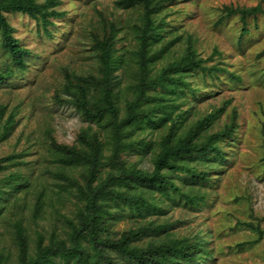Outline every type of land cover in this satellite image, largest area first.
<instances>
[{
	"label": "rangeland",
	"instance_id": "1",
	"mask_svg": "<svg viewBox=\"0 0 264 264\" xmlns=\"http://www.w3.org/2000/svg\"><path fill=\"white\" fill-rule=\"evenodd\" d=\"M48 1L37 0L40 4ZM119 1L57 0L58 6L49 9L56 15L50 17L47 28L42 20L29 15L9 14L16 38L31 54L25 71L16 70L12 78L0 82V188L14 182L23 186L17 192H5L0 205V255L6 257L5 264H18L20 260L18 223L23 224L33 253L38 233L49 244L54 230L59 237L64 236L63 215L76 217L80 203L69 196L71 188H63L68 182L61 175L84 183L85 168L63 166L53 143L79 146L78 136L85 129L101 131L104 141L109 139L107 132L77 111L65 87L67 75L74 83L77 76H101L96 44L112 30L115 56L120 60L114 74L122 115L127 102L135 97L132 86L139 81L137 27L142 23L143 7L138 4L122 9ZM256 6L264 9V0H174L165 2L155 15L164 38L154 45L152 54L169 41L175 43L151 64L152 78L183 57L189 40L208 66L216 65L220 70L213 77L201 71L193 73L186 79L187 86L180 90L184 94L167 96L166 102L153 98L149 106L160 108L170 100L173 116L182 115L176 123L180 126L177 135L185 134L198 121L215 116L212 126L199 139L202 143L228 124L235 123L236 129L231 138L219 141L223 153L219 158L212 154L193 162L198 169L208 170L207 181L192 183L184 175L171 174L185 191L191 187L199 190L203 200L191 205L173 192L175 200L164 198L160 202L162 209L145 212L146 216L120 201L121 206L114 208L115 215L107 222L114 238L151 224H169L166 233H152V237L137 244L146 246L152 239H183L201 234L208 242L203 249L209 255H200L195 264H264V14H260L257 25L250 19V31L242 37L241 16L231 12ZM1 44L0 37V63L8 59ZM159 92L160 88L149 94ZM7 123L12 124L8 131ZM169 125L136 129L135 141L145 139L154 143L155 149L125 151L120 153L121 160L129 168L151 172L157 144L168 133ZM107 146L105 162L113 154L112 147ZM110 171V166L104 167L95 184ZM143 189L147 190L138 187L129 196ZM41 199L43 210L35 219ZM115 257L119 264H133Z\"/></svg>",
	"mask_w": 264,
	"mask_h": 264
},
{
	"label": "trees",
	"instance_id": "2",
	"mask_svg": "<svg viewBox=\"0 0 264 264\" xmlns=\"http://www.w3.org/2000/svg\"><path fill=\"white\" fill-rule=\"evenodd\" d=\"M167 1L174 0H120L118 2L122 9L138 4L143 7L142 23L137 27L139 40L137 78L139 81L132 86L135 97L127 102L123 115L118 105L114 74L120 62L115 56L113 40L115 30L96 44L101 61V76H77V82L74 83L71 76L67 75L68 83L65 92L71 97L77 111L87 121L96 123L101 130L107 132L109 139L104 141L101 131L90 132L85 129L78 136L79 146L53 143L58 161L63 166L85 168L84 183L77 182L74 177H68L66 174L61 175L68 182L63 188H71L69 196L75 197L80 204H77L74 219L63 215L66 229L64 236L59 237L54 230L49 239L50 243L45 244L44 235L38 233L33 253H30L29 237L25 228L22 223H18L16 225L17 243L20 248L18 264H119L115 256L133 264H195L200 255L204 253L209 255L203 249L208 242L201 234L192 238L176 239L170 237L168 233L169 237L166 240L152 239L144 246L137 243L152 237V233L159 235L166 233L170 225L153 226L151 224L150 227L136 231L129 230L122 233L119 238H114L107 223L110 217L115 215L114 208L120 207L121 202L138 210L140 216H146L145 212L160 211L162 209L160 202H163L164 198L175 200L176 196L173 192L179 193L191 205L203 200L204 195L199 190L191 187L185 191L182 186L174 182L171 174L184 175V179L192 183L196 180L197 183L207 181L208 170L198 169L193 162L196 159L211 157L212 154L219 158L223 154L219 141L231 138L236 129L234 122V124H228L224 130L213 133L202 143L199 139L212 126L215 116L210 115L198 121L185 134L177 135L180 126L176 123L182 115L173 116L170 108L174 106L169 104L170 100L167 104H161L160 108V105L149 106L148 103L153 98L166 102L167 96L184 94L180 90L187 86L186 79L193 73L201 71L203 75L213 77L220 70L216 65L208 66L206 59L198 55L189 40L186 53L180 60L171 63V66L166 67L159 76L151 77V64L175 43L169 41L152 54L154 45L164 38L154 17ZM55 6H58L57 0H49L47 4H40L37 0H0L1 47L4 54L8 56V59L0 63V82L12 78L16 70L25 71L27 57L31 54V51L16 38V30L9 21V14L18 12L29 15L34 19L42 20V24L47 28L50 17L56 15L49 9ZM235 11L231 12L241 16L242 37L250 31L252 26L250 19L252 18L254 25H257L260 14H264L262 6ZM158 88L161 92L157 95L149 94L150 90L155 91ZM1 117L0 113V121ZM167 124H170L168 133L157 144L153 170L143 172L133 166L127 167L121 160L120 153L155 149V144L145 139L135 141L133 137L136 129L163 128ZM11 125L6 124V131ZM105 145L113 149L112 157H109L107 162L104 155ZM106 166L111 167L108 176L95 184L97 177ZM22 187L21 184L14 182L0 188V205L5 192H17ZM138 187L147 190L143 189L139 194L130 197L129 193L137 191ZM43 205V200H39L35 219L41 215ZM5 263L6 257L1 254L0 264Z\"/></svg>",
	"mask_w": 264,
	"mask_h": 264
}]
</instances>
